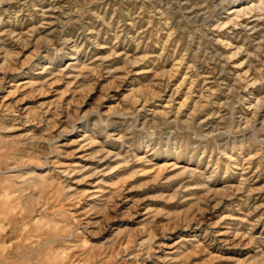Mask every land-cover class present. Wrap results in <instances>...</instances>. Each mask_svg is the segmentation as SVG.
I'll use <instances>...</instances> for the list:
<instances>
[{
	"label": "rangeland",
	"instance_id": "obj_1",
	"mask_svg": "<svg viewBox=\"0 0 264 264\" xmlns=\"http://www.w3.org/2000/svg\"><path fill=\"white\" fill-rule=\"evenodd\" d=\"M219 1L0 0V264H264V12Z\"/></svg>",
	"mask_w": 264,
	"mask_h": 264
},
{
	"label": "bare ground",
	"instance_id": "obj_2",
	"mask_svg": "<svg viewBox=\"0 0 264 264\" xmlns=\"http://www.w3.org/2000/svg\"><path fill=\"white\" fill-rule=\"evenodd\" d=\"M237 4L234 5L233 7V17H229L227 21H225V23L230 22V21H235L236 20L234 18H238L242 15L248 14L253 12L254 10H261L264 12V0L259 1L258 3H256L254 0H251L250 4H243L244 0H236ZM223 1H219V3H217L218 5H220ZM242 2V3H241ZM253 15H257V13L253 14ZM232 23V22H231ZM217 40V39H216ZM99 45V44H98ZM97 45V46H98ZM77 56V55H76ZM183 67V66H182ZM177 68V67H176ZM63 71V70H62ZM65 74V73H64ZM57 81V80H56ZM249 86V85H248ZM61 100V99H60ZM258 106V105H257ZM60 107V106H59ZM49 109V108H48ZM25 120V119H24ZM142 123V122H141ZM100 161V160H99ZM16 170V169H15ZM11 171V170H10Z\"/></svg>",
	"mask_w": 264,
	"mask_h": 264
}]
</instances>
